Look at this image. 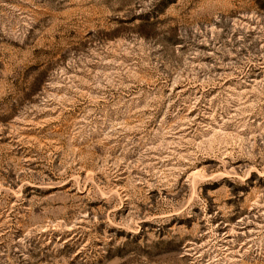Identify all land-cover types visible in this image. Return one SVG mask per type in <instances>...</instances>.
Listing matches in <instances>:
<instances>
[{
  "label": "rangeland",
  "instance_id": "374dc122",
  "mask_svg": "<svg viewBox=\"0 0 264 264\" xmlns=\"http://www.w3.org/2000/svg\"><path fill=\"white\" fill-rule=\"evenodd\" d=\"M0 264H264V0H0Z\"/></svg>",
  "mask_w": 264,
  "mask_h": 264
}]
</instances>
